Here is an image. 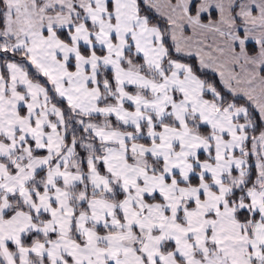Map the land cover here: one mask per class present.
<instances>
[{"label": "snow or ice", "instance_id": "6c2138e0", "mask_svg": "<svg viewBox=\"0 0 264 264\" xmlns=\"http://www.w3.org/2000/svg\"><path fill=\"white\" fill-rule=\"evenodd\" d=\"M0 264H264V0H0Z\"/></svg>", "mask_w": 264, "mask_h": 264}, {"label": "trees", "instance_id": "16d2710c", "mask_svg": "<svg viewBox=\"0 0 264 264\" xmlns=\"http://www.w3.org/2000/svg\"><path fill=\"white\" fill-rule=\"evenodd\" d=\"M253 160H254V157H253Z\"/></svg>", "mask_w": 264, "mask_h": 264}]
</instances>
